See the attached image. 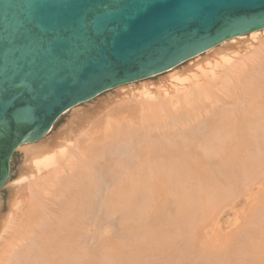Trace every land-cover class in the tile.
Instances as JSON below:
<instances>
[{
  "label": "bare ground",
  "instance_id": "1",
  "mask_svg": "<svg viewBox=\"0 0 264 264\" xmlns=\"http://www.w3.org/2000/svg\"><path fill=\"white\" fill-rule=\"evenodd\" d=\"M221 45L104 138L76 107L61 143L20 147L0 264H264V30Z\"/></svg>",
  "mask_w": 264,
  "mask_h": 264
},
{
  "label": "water",
  "instance_id": "2",
  "mask_svg": "<svg viewBox=\"0 0 264 264\" xmlns=\"http://www.w3.org/2000/svg\"><path fill=\"white\" fill-rule=\"evenodd\" d=\"M264 30V0H0V191L69 111Z\"/></svg>",
  "mask_w": 264,
  "mask_h": 264
},
{
  "label": "rangeland",
  "instance_id": "3",
  "mask_svg": "<svg viewBox=\"0 0 264 264\" xmlns=\"http://www.w3.org/2000/svg\"><path fill=\"white\" fill-rule=\"evenodd\" d=\"M244 37L246 38L247 36H244ZM221 46L222 45L218 46V48L221 47ZM208 54L209 53H205L203 55H200L198 58L196 57L198 60L196 58H194V59L186 62L185 64L177 67L175 70L169 71V72L164 73L162 75L155 76L153 78H150V79H147V80H144V81H140V82H137V83H133V84H130V85L122 86V87H119L117 89L111 90L109 92H106V93L102 94L101 96H99L98 98L94 99L93 101H91L89 103H86V104H83L81 106H78V109H82V110L85 111L86 117H87L86 118V122H84L85 124L84 125H80L81 126L80 129L81 130H84V131H89L92 128V126L95 125V127L97 126L96 128L98 129V131L96 129V131H97L98 134H95V135L96 136L99 135L97 138L98 139L99 138L102 139L106 135L105 128H106V125L108 124L107 121L110 122L115 117L116 118H120L121 117L120 114L116 113V111H118V112L121 111V113L123 114L122 116H124L125 115V113H124L125 111L124 110L127 108V106H130L132 104L135 105L136 103H139V102L141 104H146V102H150V104H147V105H150L151 106V98H155V100L157 101V103L158 102L159 103L162 102V100L165 99V98L163 99V97H166V96H167V98H166L167 100L169 98L176 99L175 94H177V95L180 94L181 95V93H180L181 91L178 90L179 91L178 92L177 89H176V87L174 86L175 84H173L174 82L172 83V79H171L172 75L173 74H176L177 77H178V74H179V79L181 78V80H184V77H182L183 74H184L185 78L187 76H189V75H190L189 77L192 78L194 75H196L195 73H197L198 75L199 74L201 75L202 71H200V70H202V69L199 70V68H197L198 65H201L199 67L202 68V66L204 64V67L206 66L205 67V69H206V68H208L207 67V64H206L207 61H208V63H210L209 66L211 67V65H213L214 62H217L219 60L218 58H216V57H219V55H217V56L215 55V57L214 56L213 57L212 56L210 57V55H208ZM241 54H243V53H241V52L238 53V55L236 56L237 59L241 58V56H242ZM209 58L210 59L211 58L212 59L213 58H216L215 61H213L214 59L211 60L213 64H211ZM203 61L204 62L206 61V63H204ZM218 62H220V60ZM196 63H198V65ZM191 66H192V68L194 70L191 69ZM194 67H196V68H194ZM204 67H203V70H204ZM195 70H197V71H195ZM206 70H208V69H206ZM185 71H186V73H185ZM174 79L176 80V78H174ZM175 80H173V81H175ZM175 82L178 83L179 80L178 81H175ZM191 82H192L191 80H186L185 81L186 84H191ZM132 87H135V89L134 90H131ZM180 87H181V85H180ZM131 91H133V92H131ZM171 95H172V97H171ZM109 105H111V106H109ZM108 106L111 107V108H109ZM104 109H106V110H104ZM71 111H69L66 115H64L56 123V125L54 126V128L52 129V131L44 139H46V138H52V141L55 144H57V143L59 144V143L62 142V140L65 139V131H66L67 127L70 125L71 120H73V118H74L73 115H72L73 114V110H71ZM89 123H91V124H89ZM104 125H105V127H104ZM161 135L165 136L166 134L162 131L161 132ZM125 146L126 145H124V144H120V150H119V152L120 151H124V148L123 147H125ZM106 151H107V156L109 157V154H108L109 153V149L107 148ZM18 152H19V155H23L22 162L19 163L16 166V171H17L18 174H17L16 178H14L10 182H8L6 184V186L0 191V198L2 199V207H1V209H2V215L3 216H5L6 214H8V212L10 210L9 209V202H10V200L12 198V190H13V187H14L13 183L16 180H18V178L20 177V175L22 173V168L24 166V153L21 150H18ZM237 208L239 210H242L244 208V206L237 205L235 207V210H238ZM231 217L233 218L234 216H226V217H224V221H226L227 219H229ZM104 218H105L106 221H108V222L109 221L110 222L113 221L116 224H118V221H119L118 216H116L115 218L110 217V216H107V217H104Z\"/></svg>",
  "mask_w": 264,
  "mask_h": 264
}]
</instances>
